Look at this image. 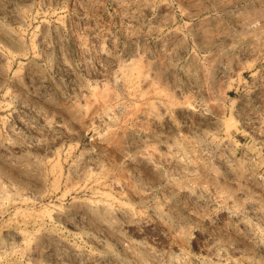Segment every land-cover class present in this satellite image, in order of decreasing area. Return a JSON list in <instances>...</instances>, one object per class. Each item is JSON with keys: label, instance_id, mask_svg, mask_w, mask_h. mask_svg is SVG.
<instances>
[{"label": "rangeland", "instance_id": "rangeland-1", "mask_svg": "<svg viewBox=\"0 0 264 264\" xmlns=\"http://www.w3.org/2000/svg\"><path fill=\"white\" fill-rule=\"evenodd\" d=\"M0 264H264V0H0Z\"/></svg>", "mask_w": 264, "mask_h": 264}]
</instances>
